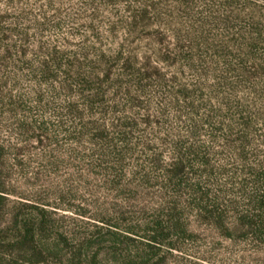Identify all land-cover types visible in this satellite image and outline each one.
<instances>
[{
  "label": "rangeland",
  "instance_id": "rangeland-1",
  "mask_svg": "<svg viewBox=\"0 0 264 264\" xmlns=\"http://www.w3.org/2000/svg\"><path fill=\"white\" fill-rule=\"evenodd\" d=\"M184 11L176 0H0V264H264V243L237 225L263 185L264 71L178 48ZM190 11L226 47L256 42L264 64V0ZM117 54L132 58L125 68ZM200 195L221 222L195 208Z\"/></svg>",
  "mask_w": 264,
  "mask_h": 264
},
{
  "label": "trees",
  "instance_id": "trees-1",
  "mask_svg": "<svg viewBox=\"0 0 264 264\" xmlns=\"http://www.w3.org/2000/svg\"><path fill=\"white\" fill-rule=\"evenodd\" d=\"M136 1V0H133ZM197 3V0H176L177 7H181L184 9V22L178 20L177 24L179 28L173 29L174 31V38L176 41V45L180 49H196L202 46L204 49H217L219 51L224 52L223 54L227 57H230L236 63L238 64L239 68L237 70L240 75L243 76H258L262 74L264 71V64L262 60L257 58L255 55V51L259 50L255 46L254 42H248L244 43L242 46L232 45L235 41L234 39H230L228 41L227 47L221 43L220 39L213 38L210 36L209 27L212 26L215 22L213 20H210V17L207 18H200L198 13H191L190 10H193L194 5ZM223 8H225V4H222ZM150 8L154 9V5H150ZM131 13V22L127 23L125 25V30L128 33H131L134 31V29L139 26L140 23H143L145 20V16L147 14V9L142 8L141 10L137 11H130ZM155 41L157 44L162 45L167 41V37L165 34L160 32H155ZM256 41V40H254ZM240 44V42H239ZM257 44V43H256ZM264 49V48H262ZM57 52L50 53L49 58L56 61L57 58ZM104 59V61H103ZM132 58L131 57H123L120 54H117L115 56V60L122 63L123 68L127 65L128 62H130ZM1 60V58H0ZM102 61L104 63L108 62V59H105L103 56ZM47 59L42 61L41 68L42 73L47 74L49 76L48 66H47ZM108 72V71H107ZM108 74V73H106ZM65 75H69L67 72ZM67 77V76H66ZM74 77H77L78 79H83L82 81H86L85 78H79L82 77L80 72H76L74 74ZM77 113L75 115H78V112L74 109H72V112ZM145 124L149 122V120H143ZM243 125H247V122L243 120ZM36 139L38 142H42L41 138H43V134H37ZM40 139V140H39ZM178 152V151H177ZM177 154V161L174 164V167L167 172V175L170 177H175L177 175H180L181 168L183 165V160L181 158L180 153ZM180 156V157H178ZM169 173V174H168ZM171 175V176H170ZM262 189L259 194H256L257 196L254 197L253 201L250 203L252 204V207L257 211L256 214L251 215L249 213H244L241 216L238 217L237 225L246 228L245 229V235L251 237L253 240L264 243V179H262ZM204 195H200L199 200L196 201L195 208L200 212H207L209 216L205 217H213L216 222L222 221L221 214H215L214 211H207L209 209V203L206 202ZM208 203V204H207ZM213 207V206H212ZM241 230V229H240ZM27 235H30L32 233L31 230H26Z\"/></svg>",
  "mask_w": 264,
  "mask_h": 264
}]
</instances>
